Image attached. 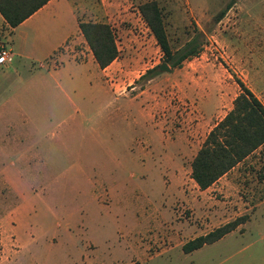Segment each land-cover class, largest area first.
I'll return each instance as SVG.
<instances>
[{
    "label": "rangeland",
    "instance_id": "374dc122",
    "mask_svg": "<svg viewBox=\"0 0 264 264\" xmlns=\"http://www.w3.org/2000/svg\"><path fill=\"white\" fill-rule=\"evenodd\" d=\"M149 1L153 0H128L129 16L116 15L110 24L119 57L102 77L105 96L84 108L86 117L99 113V142L91 135L97 122L73 118V109L67 107L63 122L50 127V131L68 133L64 161L52 169L25 171L27 185L18 187L16 196L14 187L0 181V223L23 205L19 229L34 231L40 255L45 254L46 238L54 239L60 255L67 241L79 247L85 240L97 241L99 225H107V235L121 228L128 213L122 206L109 209L98 201L114 190L120 195L147 197L153 205L169 208L170 215L163 216L161 225L148 227L143 235L144 264H170L148 259L163 245L182 243L209 229V210L222 206L228 210L222 220L226 221L264 199V149L229 174L233 188L228 191L223 192L218 182L203 192L191 178L194 156L241 92L236 79L264 102V0H235L229 9L232 0H155L174 53L198 31L203 33L199 54L178 67L167 62L140 14L139 7ZM87 20L99 18L89 12ZM7 35L0 28V41ZM76 46L77 51L88 53L83 43ZM163 63L169 65L170 73L159 70ZM156 67L150 79L153 75L148 72ZM106 96L117 99L110 110ZM9 121L0 117V135ZM16 125L21 130L28 126ZM77 161L83 162L80 168L74 166ZM234 197L241 202V210L231 202ZM21 199L25 203H17ZM109 240L108 245L117 243L116 237ZM2 249L0 241V255ZM137 262L121 260L118 264Z\"/></svg>",
    "mask_w": 264,
    "mask_h": 264
},
{
    "label": "crops",
    "instance_id": "0c3cea01",
    "mask_svg": "<svg viewBox=\"0 0 264 264\" xmlns=\"http://www.w3.org/2000/svg\"><path fill=\"white\" fill-rule=\"evenodd\" d=\"M129 7L128 0H51L16 28L10 27L0 14V28L4 27L9 32L0 43H6L13 54L9 63L0 65V117L10 119L5 132L0 135V181L1 185H11L16 189L13 195L20 193L18 187L27 185L25 171L52 169L69 151L67 131H50L53 123L63 122V111L67 107L73 109V118L96 121L98 127L91 135L96 142L101 139L99 113L86 117L84 108L98 104L99 99L105 96L106 86L102 77L114 62L105 69L99 67L81 34L79 23L110 25L113 19L116 20V15L126 19ZM89 12L97 14L99 20L88 21ZM82 43L87 54L77 51L76 44ZM106 98L107 110L115 107L117 99L114 96ZM18 123L28 126L21 130L16 125ZM263 149L264 145L213 186L202 191H209L218 182L223 192L233 188L231 179L227 178L229 174ZM82 165L80 161L74 163L77 168ZM114 191L98 201L107 204L109 209L122 206L123 212L128 213V221L121 228L113 229L111 235L104 234L107 225H99L97 241L85 240L80 247L77 242L73 245L67 241L60 255L58 245L52 243L54 239H45L43 256L38 253L39 240L34 231H20L22 205L12 218L0 223V241L5 247L1 250L0 264H118L121 260L132 262L134 259L138 260L134 264H144L143 235L148 227L161 225L163 216L170 215L169 208L155 206L147 197L132 196L128 192L120 195ZM231 202L241 210L237 197ZM17 203L25 202L21 199ZM227 211L222 206L209 210V229L182 243L163 245L160 252L149 257L148 261L159 258L170 264H264V199L253 208L236 212L222 221ZM244 213L249 220L220 240L189 253L183 250L190 240L206 235ZM145 218L148 222L143 226ZM14 220H17L15 224ZM111 236L117 238V243L108 245ZM101 246H105L104 249Z\"/></svg>",
    "mask_w": 264,
    "mask_h": 264
},
{
    "label": "trees",
    "instance_id": "16d2710c",
    "mask_svg": "<svg viewBox=\"0 0 264 264\" xmlns=\"http://www.w3.org/2000/svg\"><path fill=\"white\" fill-rule=\"evenodd\" d=\"M49 1L0 0V14L10 27L16 28ZM233 4L235 0L227 8ZM139 11L171 66L178 67L183 61L199 54L202 32L198 31L182 49L174 53L158 2H146L139 7ZM79 29L101 69L109 67L119 57L116 33L111 25L80 22ZM156 71L157 67L149 70L148 75H153L150 79L156 75ZM236 81L241 92L235 98L233 108L210 130L191 163V178L201 190L213 186L264 145V103L240 79ZM248 220V215L241 216L206 235L190 240L183 250L189 253L212 244Z\"/></svg>",
    "mask_w": 264,
    "mask_h": 264
},
{
    "label": "built area",
    "instance_id": "2783aa9c",
    "mask_svg": "<svg viewBox=\"0 0 264 264\" xmlns=\"http://www.w3.org/2000/svg\"><path fill=\"white\" fill-rule=\"evenodd\" d=\"M13 54L12 51L8 48L7 45H0V65H6L12 60Z\"/></svg>",
    "mask_w": 264,
    "mask_h": 264
},
{
    "label": "water",
    "instance_id": "95a60500",
    "mask_svg": "<svg viewBox=\"0 0 264 264\" xmlns=\"http://www.w3.org/2000/svg\"><path fill=\"white\" fill-rule=\"evenodd\" d=\"M158 68L161 72H168V73L171 72V68L169 67L167 63L161 64Z\"/></svg>",
    "mask_w": 264,
    "mask_h": 264
}]
</instances>
